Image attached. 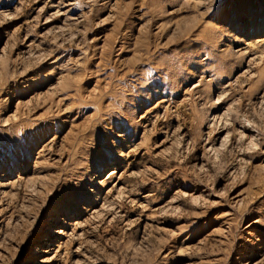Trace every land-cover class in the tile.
Wrapping results in <instances>:
<instances>
[{
	"label": "rangeland",
	"instance_id": "rangeland-1",
	"mask_svg": "<svg viewBox=\"0 0 264 264\" xmlns=\"http://www.w3.org/2000/svg\"><path fill=\"white\" fill-rule=\"evenodd\" d=\"M0 264H264V0H0Z\"/></svg>",
	"mask_w": 264,
	"mask_h": 264
}]
</instances>
